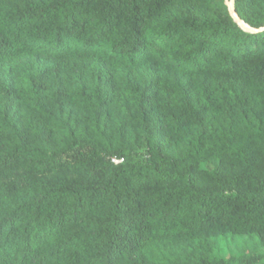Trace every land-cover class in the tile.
Listing matches in <instances>:
<instances>
[{"label":"trees","instance_id":"16d2710c","mask_svg":"<svg viewBox=\"0 0 264 264\" xmlns=\"http://www.w3.org/2000/svg\"><path fill=\"white\" fill-rule=\"evenodd\" d=\"M207 2L0 0V62L34 44L67 75L89 68L104 45L110 61L144 59L161 49L145 34L161 21L162 44L180 45L204 76L196 98L145 102L153 119L139 145L126 138L127 120L110 126L114 102L101 88L72 134L53 116L76 114L81 102L45 79L26 89L21 116L0 122V264H175L182 247L193 264H264V252L226 258L206 246L222 230L264 244V30L247 31L222 9L204 13ZM257 2L234 7L258 29ZM178 4L182 13L163 18ZM223 83L224 110L213 98ZM187 125L196 129L181 138Z\"/></svg>","mask_w":264,"mask_h":264},{"label":"rangeland","instance_id":"374dc122","mask_svg":"<svg viewBox=\"0 0 264 264\" xmlns=\"http://www.w3.org/2000/svg\"><path fill=\"white\" fill-rule=\"evenodd\" d=\"M257 5L264 6V0H258ZM185 7V4L175 5L163 18L177 16ZM202 9L204 13L209 14H215L219 9L229 13L226 0H208ZM161 28V21H156L145 29L147 40L161 47L149 57L131 62L123 59L110 61L106 56L109 47L104 45L99 48L95 62L83 72L76 74H64L56 62L43 57L37 44H34L32 50L16 55L11 61L0 62V91L9 88L16 96L12 99L4 92L0 93V122L1 120L8 122L12 117L21 116L28 98L25 90L38 80L45 79L52 92L65 89L71 98L82 103V109L76 114H68L60 109L53 116L54 125L60 133H75L77 126L80 127L89 120L86 116V107L91 103L89 96L92 90L98 87L109 93L114 102L109 112L110 126L117 127L127 120L126 138L130 140L136 138L135 145H139L138 140L145 135L147 121L153 119V115L143 116V109H146L147 105L145 102L160 104L166 98L178 99L181 93L196 98L199 95V84L204 79V76L195 71L194 61L183 57L184 52L180 45L168 49L162 44ZM127 83H130V88L126 87ZM225 85L226 83L221 84L219 89L222 91L216 89L213 94L215 105L223 110L226 107L222 96L227 89ZM142 90L149 96L146 101L138 97ZM132 115L137 117L138 121L128 123V118ZM88 124H93V121H89ZM195 129L196 127L187 125L183 128L181 138L185 136L184 132L192 134ZM171 142L174 144V140ZM210 245L214 254L226 258L240 253L264 252V244L257 233L232 236L223 230L216 231L206 244L207 247ZM193 261V254L187 247H182L174 263L193 264Z\"/></svg>","mask_w":264,"mask_h":264},{"label":"water","instance_id":"95a60500","mask_svg":"<svg viewBox=\"0 0 264 264\" xmlns=\"http://www.w3.org/2000/svg\"><path fill=\"white\" fill-rule=\"evenodd\" d=\"M227 5H228V10H229V14L233 17V19L245 30L247 31H252V32H256V31H261L264 30V25L260 28H252L251 26H249L248 24H246L236 13L235 11V7H234V0H226Z\"/></svg>","mask_w":264,"mask_h":264},{"label":"built area","instance_id":"2783aa9c","mask_svg":"<svg viewBox=\"0 0 264 264\" xmlns=\"http://www.w3.org/2000/svg\"><path fill=\"white\" fill-rule=\"evenodd\" d=\"M111 161L114 162V163H118V162L122 161V158L112 157Z\"/></svg>","mask_w":264,"mask_h":264}]
</instances>
